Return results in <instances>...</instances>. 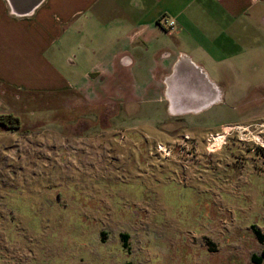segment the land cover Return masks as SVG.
<instances>
[{"label": "rangeland", "instance_id": "374dc122", "mask_svg": "<svg viewBox=\"0 0 264 264\" xmlns=\"http://www.w3.org/2000/svg\"><path fill=\"white\" fill-rule=\"evenodd\" d=\"M258 77L255 92L190 115L195 126L140 121L146 112L129 126L70 94L26 96L10 111L19 128H0V264H253L264 246L251 226L264 233Z\"/></svg>", "mask_w": 264, "mask_h": 264}, {"label": "crops", "instance_id": "0c3cea01", "mask_svg": "<svg viewBox=\"0 0 264 264\" xmlns=\"http://www.w3.org/2000/svg\"><path fill=\"white\" fill-rule=\"evenodd\" d=\"M257 77L264 0H0V113L28 95L70 94L104 120L195 126L190 115L255 92Z\"/></svg>", "mask_w": 264, "mask_h": 264}, {"label": "trees", "instance_id": "16d2710c", "mask_svg": "<svg viewBox=\"0 0 264 264\" xmlns=\"http://www.w3.org/2000/svg\"><path fill=\"white\" fill-rule=\"evenodd\" d=\"M19 118L17 116H14L13 113L11 112H3L0 113V128L2 129H13L16 130L19 128ZM252 230L255 234V236L257 237V239L261 242L264 243V233L260 230V228L252 223ZM105 232H102V237L105 238ZM120 237H121V242L122 245L125 248L129 247V233L127 232H121L120 233ZM251 261L253 262V264H262L263 260H264V246L261 249V253H252L251 255ZM123 264H134L132 263L130 260L125 261Z\"/></svg>", "mask_w": 264, "mask_h": 264}, {"label": "built area", "instance_id": "2783aa9c", "mask_svg": "<svg viewBox=\"0 0 264 264\" xmlns=\"http://www.w3.org/2000/svg\"><path fill=\"white\" fill-rule=\"evenodd\" d=\"M163 22L166 24V26L169 28L170 31L176 29V23L174 20H169L167 18H163ZM219 135H221V134H219V132H217L216 134L212 133L210 138L213 139L214 141H216V139H217L216 137ZM221 136L224 137L225 136L224 133Z\"/></svg>", "mask_w": 264, "mask_h": 264}, {"label": "bare ground", "instance_id": "6f19581e", "mask_svg": "<svg viewBox=\"0 0 264 264\" xmlns=\"http://www.w3.org/2000/svg\"><path fill=\"white\" fill-rule=\"evenodd\" d=\"M224 127L226 128V130H229V129H231V128H232L231 126H229V125H227V124H225V126H224ZM219 137H221V135H220ZM219 137H217V139H219Z\"/></svg>", "mask_w": 264, "mask_h": 264}]
</instances>
